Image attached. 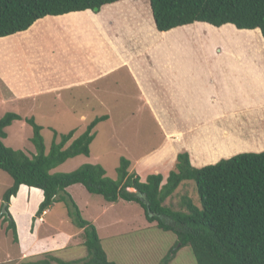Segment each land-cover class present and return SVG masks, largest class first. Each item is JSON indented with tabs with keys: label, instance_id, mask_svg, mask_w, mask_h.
Segmentation results:
<instances>
[{
	"label": "trees",
	"instance_id": "16d2710c",
	"mask_svg": "<svg viewBox=\"0 0 264 264\" xmlns=\"http://www.w3.org/2000/svg\"><path fill=\"white\" fill-rule=\"evenodd\" d=\"M121 0H0V38L29 29L37 20L77 11H94ZM155 27L159 32L205 23L215 28L231 24L238 30L258 29L264 40V0H148ZM107 116L95 117L85 131L72 139L74 130L57 134L45 153L41 126L33 117L25 118L32 128L30 142L35 152L7 147L5 128L21 117L7 112L0 118V170L12 179L2 203L10 205L19 186L42 190L43 199L33 215L40 217L55 201L62 200L72 208L73 224L84 237L87 256L82 261H61L54 255L27 264H113L102 248L97 229L81 218L76 204L66 193L73 185H82L92 195L107 203L118 200L135 202L144 209L148 222L177 238L176 245L158 264H168L176 252L189 247L195 264H264V152H243L214 164L193 167L188 154H176L175 170L164 178L160 173L148 174L143 180L128 171L130 162L121 158L117 179L106 177L100 165L84 164L64 174L51 171L77 156L88 157L95 138V126ZM194 181L199 207L188 196L173 210L164 205L182 182ZM23 188V187H22ZM133 189L134 192H129ZM66 196V198L64 196ZM67 199V200H66ZM68 201V203H67ZM8 210V209H7ZM18 244L16 224L9 213L0 217Z\"/></svg>",
	"mask_w": 264,
	"mask_h": 264
},
{
	"label": "rangeland",
	"instance_id": "374dc122",
	"mask_svg": "<svg viewBox=\"0 0 264 264\" xmlns=\"http://www.w3.org/2000/svg\"><path fill=\"white\" fill-rule=\"evenodd\" d=\"M39 24L41 25L37 22L29 30L0 38V118L7 112L16 113L21 117V120H15L5 128L7 136L2 140L4 145L22 150L28 155L33 154L35 149L30 142L32 128L24 120L33 117L41 126L40 134L47 153L53 141L54 131L61 134L74 130L72 139H77L95 117L109 112L110 118L98 123L94 128L95 138L90 144L89 156H77L63 162L53 169L52 173H70L84 164L100 165L105 170L106 177L116 180V169L121 158L130 162L128 171L137 174L142 180L152 173H160L165 178L169 171L175 170L174 158L158 161L162 134L145 113L148 111L140 103L137 92L122 74L115 75V93L108 96L104 94L100 102L94 97L93 91L92 97L83 87L40 90L52 79L47 77L45 81L37 83L31 78V71H37L36 62L43 63L50 53L60 57L59 40H65L67 28L61 24L59 27L48 23L46 27ZM196 27L197 29L190 31L188 36L204 44L205 54L217 57L218 62L212 63L209 72L232 70L229 59L235 63L242 61L244 64H238V67L241 66L242 70L250 72L254 66L248 64H251L254 55H261L264 49V40L258 29L255 37L249 35V32L231 27ZM257 38L261 40V46L258 50L255 49V54L248 59L245 52L249 50L246 47L251 49V44ZM17 76L25 83L14 82ZM81 117L83 119H80ZM11 185V177L0 170V213L5 204L2 203L3 193ZM128 191L134 192L133 189ZM66 193L76 204L81 218L97 229L106 258L113 264H158L177 243L173 233L163 232L155 223L148 222L144 209L135 202L118 200L115 203H107L102 197L88 193L82 185H73L66 189ZM21 196L22 192L12 199L13 208ZM184 196H188L196 206H200L194 181L191 180L182 182L166 199L164 205L179 210ZM17 205L18 208L26 207L34 212L39 206L35 196L30 199L22 198ZM42 215L32 218V227L39 219L37 231H34L37 236L35 239L39 241L36 243L44 248L49 247V250L26 256L23 260L20 258L18 245L13 242L11 230L6 231L7 223L0 218V264H27L29 261L43 258L45 253L65 262L82 261L86 258L87 250L83 245L82 230L73 224L69 203L66 206L64 201L57 200L47 210V214ZM66 239L69 244L64 248L52 249ZM25 243V238H22L21 245L24 246ZM168 264H195V260L190 248L183 247Z\"/></svg>",
	"mask_w": 264,
	"mask_h": 264
},
{
	"label": "crops",
	"instance_id": "0c3cea01",
	"mask_svg": "<svg viewBox=\"0 0 264 264\" xmlns=\"http://www.w3.org/2000/svg\"><path fill=\"white\" fill-rule=\"evenodd\" d=\"M37 22L67 28L65 40H59L60 57L50 53L43 63L36 62L37 71H31L37 83L52 79L40 90L83 87L100 102L104 94L115 93L116 74L127 77L162 134L158 161L185 152L190 164L200 168L238 153L264 152V49L248 64L254 66L250 72L238 67L242 61L231 59L232 70L209 72L217 57L205 54L204 44L188 36L196 26L208 24L159 32L148 0H121L97 11L46 16L32 26ZM246 48L251 57L255 49ZM14 82L25 83L18 76ZM104 115L110 118L109 112ZM21 192L17 202L35 196L39 205L43 199L38 188L20 185L15 197ZM13 198L8 211L16 224L21 260L49 250L35 239L40 222L37 219L32 227L35 212L18 208L17 202L13 208ZM67 241L52 249L64 248Z\"/></svg>",
	"mask_w": 264,
	"mask_h": 264
},
{
	"label": "bare ground",
	"instance_id": "6f19581e",
	"mask_svg": "<svg viewBox=\"0 0 264 264\" xmlns=\"http://www.w3.org/2000/svg\"><path fill=\"white\" fill-rule=\"evenodd\" d=\"M205 28V27H204ZM221 28H225V27H220V28H217V29H221ZM227 29H229V28H227ZM204 31V30H203ZM241 31V30H240ZM239 31V32H240ZM242 31H244V32H249L250 34L249 35H254L255 37H257V32H258V30H242ZM205 32V31H204ZM213 32V31H212ZM233 32H236V31H233ZM216 33H217V31H216ZM196 34V33H195ZM213 35V34H212ZM210 36H211V34H210ZM209 36V37H210ZM198 37V36H197ZM232 38H234V36L232 37ZM217 39V37L215 38V40ZM248 39H250V38H248ZM248 39H247V41H248ZM212 42V41H211ZM217 42V41H216ZM251 44V43H250ZM253 47H251L252 49L254 48V49H256V50H258V48H259V46H261V40L260 39H258L257 38V40H254L253 41V43L251 44ZM250 45V46H251ZM244 50V49H243ZM243 50H241V51H243ZM246 50V49H245ZM248 51H246V53H247ZM255 51H253V54H255L254 53ZM227 54H230V53H228L227 52ZM233 54V53H232ZM239 54H241V53H239ZM238 54V55H239ZM248 54V53H247ZM257 54V53H256ZM237 55V56H238ZM248 55H251V54H248ZM259 55V54H258ZM234 56H235V54H234ZM260 56V55H259ZM246 57V56H245ZM245 57H243V59L244 60H247ZM261 57V56H260ZM233 58V57H232ZM235 59V58H234ZM248 59H251V57L250 56H248ZM260 59V58H259ZM237 61V60H236ZM222 127H223V125H221ZM212 128V127H211ZM224 128V127H223ZM213 129V128H212ZM206 133H207V131H206ZM195 138V137H194ZM216 138V137H215ZM195 140V139H194ZM220 143V142H219ZM227 144V143H226ZM231 148V147H230ZM218 150V149H217ZM232 150H234V149H231V152L233 153V151ZM229 152V151H228ZM204 158V157H203Z\"/></svg>",
	"mask_w": 264,
	"mask_h": 264
},
{
	"label": "water",
	"instance_id": "95a60500",
	"mask_svg": "<svg viewBox=\"0 0 264 264\" xmlns=\"http://www.w3.org/2000/svg\"><path fill=\"white\" fill-rule=\"evenodd\" d=\"M94 11H97V9L95 8ZM7 209H8L7 204H3L2 211H1L0 215L6 214L8 212Z\"/></svg>",
	"mask_w": 264,
	"mask_h": 264
}]
</instances>
